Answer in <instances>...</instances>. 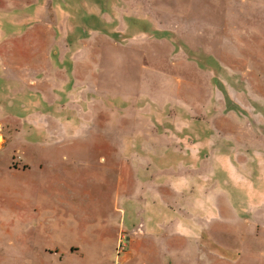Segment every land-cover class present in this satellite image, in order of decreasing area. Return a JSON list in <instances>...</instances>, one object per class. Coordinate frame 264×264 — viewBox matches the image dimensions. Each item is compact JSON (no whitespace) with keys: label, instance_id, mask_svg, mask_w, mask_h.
I'll return each instance as SVG.
<instances>
[{"label":"rangeland","instance_id":"obj_1","mask_svg":"<svg viewBox=\"0 0 264 264\" xmlns=\"http://www.w3.org/2000/svg\"><path fill=\"white\" fill-rule=\"evenodd\" d=\"M0 126V264H210L264 204V0H0Z\"/></svg>","mask_w":264,"mask_h":264},{"label":"crops","instance_id":"obj_2","mask_svg":"<svg viewBox=\"0 0 264 264\" xmlns=\"http://www.w3.org/2000/svg\"><path fill=\"white\" fill-rule=\"evenodd\" d=\"M161 39L167 40L165 37ZM167 41L169 42V40ZM180 144L186 146L187 142L182 141ZM253 177H256L259 184L264 185L263 176L258 177L257 173L254 172ZM253 184V179L248 178L246 201L249 205V210L247 211L248 216L246 217L245 232L243 233L244 243L240 242L239 246L236 245L237 248L234 249L233 253L218 250L214 254H211L215 258L212 259V263L210 264H264V208H259L263 207L264 204L261 203L263 200H259L258 209L260 212L259 214H254L253 207L255 206H253V202L255 197L253 194ZM227 258H229L230 263L226 262Z\"/></svg>","mask_w":264,"mask_h":264},{"label":"trees","instance_id":"obj_3","mask_svg":"<svg viewBox=\"0 0 264 264\" xmlns=\"http://www.w3.org/2000/svg\"><path fill=\"white\" fill-rule=\"evenodd\" d=\"M161 14H162V11L159 10L158 14H157L158 15V20H159V27L152 26L153 28L148 29V31H149L148 35H150V37H156V38H159V39H161L162 37H165V38H167V40H174L173 38H169L171 36V33L174 34V31L167 30V29L163 28V20L161 18ZM146 28H147V26H146ZM162 33H166V34H162ZM150 37H147V38H150ZM126 39L127 40L131 39V37L126 36ZM15 164L16 163H13V167L12 168H14V166H16ZM23 168L29 169L28 166H23ZM16 170L18 171L19 169H16Z\"/></svg>","mask_w":264,"mask_h":264}]
</instances>
